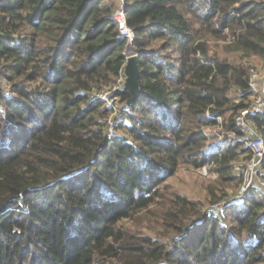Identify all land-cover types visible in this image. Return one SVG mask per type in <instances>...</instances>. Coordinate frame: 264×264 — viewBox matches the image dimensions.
Instances as JSON below:
<instances>
[{
	"label": "trees",
	"instance_id": "trees-1",
	"mask_svg": "<svg viewBox=\"0 0 264 264\" xmlns=\"http://www.w3.org/2000/svg\"><path fill=\"white\" fill-rule=\"evenodd\" d=\"M114 8L0 0V264H264V191L213 208L249 152L234 116L264 59V0H125L131 42ZM128 50L140 95L116 90L108 133L95 91ZM250 118L264 139V107ZM206 164L205 198L167 181Z\"/></svg>",
	"mask_w": 264,
	"mask_h": 264
},
{
	"label": "built area",
	"instance_id": "built-area-1",
	"mask_svg": "<svg viewBox=\"0 0 264 264\" xmlns=\"http://www.w3.org/2000/svg\"><path fill=\"white\" fill-rule=\"evenodd\" d=\"M114 17L119 33L126 36L128 41H132L133 31L126 23L125 0L115 1ZM124 78L125 75L123 73L112 85L95 91V96L104 99L105 103L112 108V112L107 119L108 133L113 131L114 125L113 121L111 122V115L116 109V105L113 103L116 102V99L119 101V94H117L116 90L119 87H123ZM248 87L251 92L250 101L246 107L241 108L234 116L246 136V145L249 148V152L242 160L240 166V182L231 197L234 199L243 198L254 186L264 191V178L260 175L264 156V139L250 118L251 114L261 111L264 107V73L253 66L250 67L249 71ZM229 135L233 138L236 137L234 133ZM198 168H202V172L205 173V166ZM229 199L226 197L215 203L213 205L214 210L220 212L221 204H224Z\"/></svg>",
	"mask_w": 264,
	"mask_h": 264
},
{
	"label": "rangeland",
	"instance_id": "rangeland-1",
	"mask_svg": "<svg viewBox=\"0 0 264 264\" xmlns=\"http://www.w3.org/2000/svg\"><path fill=\"white\" fill-rule=\"evenodd\" d=\"M114 4L116 0H113ZM131 42V41H128ZM214 47V46H213ZM218 48V47H217ZM128 55L132 54L131 51H127ZM249 62L251 63L254 68L258 69L262 73H264V59H262L260 56H251L249 58ZM125 103V102H124ZM116 105V109L113 111V114L111 115V122L113 121L112 118H114V115H116L120 108V101L116 99V102L113 103ZM208 131H212L216 138L219 140H222L224 138V132L220 128V126L214 125V126H208ZM202 168H194L186 165H181L177 168L176 172L173 176L169 177L167 181H169L176 189H178L180 192L188 195L189 197H199V198H205L206 197V190L205 185L210 181L217 177V173L211 171V165L206 164L205 165V173L202 172ZM254 188L258 195H262V191L258 188ZM233 187H227L225 190H227L228 198L232 197ZM224 207V204H221V211ZM220 211V212H221Z\"/></svg>",
	"mask_w": 264,
	"mask_h": 264
},
{
	"label": "water",
	"instance_id": "water-1",
	"mask_svg": "<svg viewBox=\"0 0 264 264\" xmlns=\"http://www.w3.org/2000/svg\"><path fill=\"white\" fill-rule=\"evenodd\" d=\"M138 53H132L126 56L123 65V73L125 75L123 88L129 91L130 96L126 99V104H132L140 95L139 86V69L137 65Z\"/></svg>",
	"mask_w": 264,
	"mask_h": 264
}]
</instances>
